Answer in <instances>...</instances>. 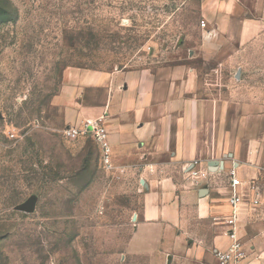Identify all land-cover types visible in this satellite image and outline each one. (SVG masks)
<instances>
[{"label": "rangeland", "instance_id": "obj_1", "mask_svg": "<svg viewBox=\"0 0 264 264\" xmlns=\"http://www.w3.org/2000/svg\"><path fill=\"white\" fill-rule=\"evenodd\" d=\"M9 1L18 19L0 27V264H165L132 253L136 179L104 171L88 135L63 136L52 100L68 67L199 68V0ZM256 45L243 57L262 81L246 84L263 86Z\"/></svg>", "mask_w": 264, "mask_h": 264}, {"label": "crops", "instance_id": "obj_2", "mask_svg": "<svg viewBox=\"0 0 264 264\" xmlns=\"http://www.w3.org/2000/svg\"><path fill=\"white\" fill-rule=\"evenodd\" d=\"M199 13L206 23L192 58L199 68L182 59L116 71L68 67L53 111L63 130L101 120L114 166L138 182L133 254L165 264L217 263L215 251L231 244L220 220L234 215V167L260 197L256 207L237 206L235 229L246 263L264 264V84H246L261 80L262 70L248 74L252 62L243 57L264 43V0H199ZM215 77L225 85L215 86ZM192 169L208 176L194 183Z\"/></svg>", "mask_w": 264, "mask_h": 264}, {"label": "built area", "instance_id": "obj_3", "mask_svg": "<svg viewBox=\"0 0 264 264\" xmlns=\"http://www.w3.org/2000/svg\"><path fill=\"white\" fill-rule=\"evenodd\" d=\"M202 28L206 27V23L202 21ZM62 135L71 139L89 136L95 143L98 152L99 166L106 172L123 171L118 170L112 161V147L109 142V133L101 120H87L81 128L68 127L61 131ZM197 165V163H195ZM189 179L197 183L201 178L208 176L207 172L192 169L189 171ZM229 185L231 190V198L229 203L234 209V215L224 218V224L230 228L226 233L231 241L229 248L225 251L216 250L215 258L218 264H247L248 253L245 249L242 238L238 235L236 227L235 209L241 204L256 207L260 204L259 196L255 193V189L248 183L239 179L237 169L232 167L228 172Z\"/></svg>", "mask_w": 264, "mask_h": 264}, {"label": "trees", "instance_id": "obj_4", "mask_svg": "<svg viewBox=\"0 0 264 264\" xmlns=\"http://www.w3.org/2000/svg\"><path fill=\"white\" fill-rule=\"evenodd\" d=\"M1 3H0V27L8 23H13L18 19V10L10 3L9 0H1ZM95 149H97L96 145H95ZM97 162H98V155H97Z\"/></svg>", "mask_w": 264, "mask_h": 264}]
</instances>
